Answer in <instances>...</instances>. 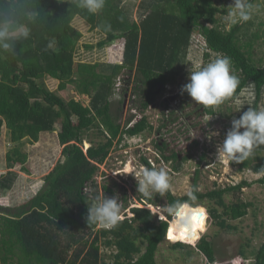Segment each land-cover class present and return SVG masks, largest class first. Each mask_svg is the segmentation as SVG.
I'll return each mask as SVG.
<instances>
[{
  "label": "trees",
  "instance_id": "1",
  "mask_svg": "<svg viewBox=\"0 0 264 264\" xmlns=\"http://www.w3.org/2000/svg\"><path fill=\"white\" fill-rule=\"evenodd\" d=\"M217 1L220 0H141L139 19L129 22L120 6L121 0H106L104 9L97 14L77 8L74 0H0V15L22 16L32 9L40 13L39 20L29 25L30 39L17 45L18 53L0 59V133L4 124L10 141L16 144L6 153L7 167L26 163L27 154L17 146L20 141L37 142L42 132L54 131L56 124L60 125L57 138L63 145L64 157L44 177L43 186L27 203L0 207V264H158L156 253L171 218L160 220L149 209L134 207L130 209L133 216H125L113 229L88 224L90 196H97L88 189V184L94 183L98 165L107 157L113 140L120 141L123 134L135 136L152 129L145 116L131 127L126 125L133 115L123 126L119 123L118 111L124 97L119 99L117 113L113 114L111 97L115 82L124 72L129 74V81L133 73L132 95L140 100L139 109L145 110L159 89L179 75L196 34L204 38L207 50L231 59L239 84L232 97L223 103L233 101L250 86L255 93L250 107L259 109L264 93V62L256 64L251 53L253 42L260 35L255 31L248 41L241 39L243 30L246 35L249 33L250 20L224 29L216 17L220 10L215 5ZM75 18L92 29L101 27L105 31L107 36L98 43L100 48L123 39L121 63L76 62L74 53L81 33L72 26ZM106 25H111V29L106 30ZM51 41H55V50L47 47ZM209 56V52L204 54V58ZM44 78L57 80L58 90L72 85L78 94L89 96V105L49 90ZM201 106L208 114L214 113L212 107ZM93 128L105 140L96 144L89 140L90 146L84 151L81 143ZM157 147L164 152L165 144ZM259 149H264V145L254 151ZM163 152L164 160L174 161L173 168L178 170L181 164L178 154ZM188 158L186 155L183 160ZM250 160L251 157L235 164L240 169L263 173L258 182L264 185V160L255 163ZM143 162L149 166L146 159ZM16 177L13 170L1 175L0 190H9ZM248 184L243 181L226 188L198 191L195 203L213 199L222 209L210 210L214 224L235 230L228 221L246 216L250 203L240 198L226 203L224 194L239 191ZM193 186L198 187L196 180ZM102 187L111 196V189ZM163 198L166 205L188 199L187 195L175 197L171 192ZM142 199L158 205L162 197L156 194L151 200ZM102 242L112 250L107 261L101 253ZM172 245L182 248L186 244L174 241ZM196 248L208 263L216 261L214 246L206 236L200 237ZM239 252L243 259L249 256L243 250ZM250 255L253 264H264V241Z\"/></svg>",
  "mask_w": 264,
  "mask_h": 264
},
{
  "label": "rangeland",
  "instance_id": "2",
  "mask_svg": "<svg viewBox=\"0 0 264 264\" xmlns=\"http://www.w3.org/2000/svg\"><path fill=\"white\" fill-rule=\"evenodd\" d=\"M140 2L141 0H121L120 6L123 7L129 22L139 19ZM250 3L252 4V19L250 20L252 25L247 35L245 34L247 31L243 30L244 34L241 39L248 41L252 32L257 31L260 38L253 42L251 56L256 64H260V62H264V0H250ZM232 4L233 0H220L215 3L220 9L216 13V17L226 30L232 26L225 20ZM72 26L81 33L74 53L76 62L121 63L123 39L113 41L100 48L98 43L105 40L107 36L101 27L92 29L89 24L79 18L73 20ZM86 45H91L92 48H87ZM206 52L210 53L208 58H204ZM217 57L220 56L207 50L204 38L198 34L193 36L184 67L180 70L179 75L159 89L153 102L145 110L139 109L140 100L133 98L132 95L133 73L127 81L129 74L124 72L121 79L117 80L114 85V94L111 97V112L113 114L117 113L119 99L124 97V103L118 111L119 123L123 126L125 121L133 115L132 120L126 125V127H131L142 116H145L152 126L150 131L147 129L135 136L123 134L120 141L113 140L107 157L98 165L94 183L88 184V189L93 194L96 192L97 196L101 198L108 197L104 192L103 185L112 191L109 198L118 194L123 202L121 211L123 217H131L130 209L134 207L149 209V205H151L142 199L143 195L138 192L137 181L132 173L134 169H139L142 166L164 168L168 172L172 184L170 192L175 197L186 195V190L193 187L195 180L200 192L226 188L243 181L249 183L239 191H230L224 194L226 203L235 201L237 198L250 203L246 216L228 221L236 227L235 230L221 229L214 224L210 217V210L213 207L219 211L222 209L215 204L213 199L196 202L197 206L205 210L203 229L197 231L195 238L175 240L170 239L167 232L156 253L158 264H209L206 257L196 248L202 236H206L214 246L216 261L213 264H237L238 262L253 264L254 260L250 254L264 241V185L258 182L263 173H255L250 168L240 169L235 164L236 161L226 157L218 158V146L223 143L227 131L231 128L232 120L237 119L243 113L244 108L250 107L253 103L255 99L253 88L248 86L233 101L212 107L213 114L205 112L200 104L193 101L189 95L184 96L181 92L182 86L190 82V70H198ZM122 78L125 80L123 81ZM44 84L49 90L55 91L66 99L73 97L84 106L89 105V96L78 94L72 85H68L65 90H58V81L49 78H44ZM259 103V109H264V93ZM59 129L60 125L56 124L54 131L42 132L37 142H30L28 139L20 141L17 146L27 154L26 163L8 168L6 153L16 144L10 141L9 132L5 125H2L0 176L8 170H13L17 173V177L9 190H0V207L13 208L27 203L43 186L44 177L58 162L64 161L63 145L57 138ZM89 140H93L96 144L101 140L104 141L105 138L98 134L96 128L89 130L81 143L84 151L90 146ZM161 143L165 144L164 152L157 147L163 145ZM162 152L166 155L172 152L178 154L181 162L178 170L173 168L174 161L164 160ZM186 155H189V158L183 160ZM250 157L251 163L264 160V149L255 150ZM143 159L147 160L149 166L144 164ZM127 164L131 167L130 172L126 171ZM165 205V200L162 197L158 205L154 206L163 207ZM153 215L159 219L158 214ZM174 241H181L186 245L182 248H174L172 245ZM242 250L249 255L246 259L240 257L239 251ZM111 251L102 242L103 257H109Z\"/></svg>",
  "mask_w": 264,
  "mask_h": 264
},
{
  "label": "clouds",
  "instance_id": "3",
  "mask_svg": "<svg viewBox=\"0 0 264 264\" xmlns=\"http://www.w3.org/2000/svg\"><path fill=\"white\" fill-rule=\"evenodd\" d=\"M77 8L86 10L89 14L101 12L106 0H74ZM40 18L39 11L32 9L22 16L0 15V59L5 55H16L17 45L31 37L30 24H35ZM252 19V4L250 0H233L225 20L230 25L243 24ZM106 30L111 25L105 26ZM55 41L48 44L54 49ZM189 81L182 86L181 92H186L193 101L204 107H216L232 97L239 80L233 74L231 59L227 56L217 57L214 61L198 70H190ZM243 129V131H241ZM264 145V109L249 107L239 118L233 119L231 128L227 131L223 143L218 146V158L240 162L253 155L254 149ZM137 190L147 200L153 199V194L163 197L172 189L170 177L164 168H149L142 166L134 169ZM198 187L186 190L187 200H176L171 204L161 206L149 205L153 214L159 219L170 217L168 237L170 239L195 238L198 230L204 227L205 210L195 204ZM92 203L88 206L86 217L88 224H95L104 229H113L122 221L123 202L119 195L111 198L90 196Z\"/></svg>",
  "mask_w": 264,
  "mask_h": 264
},
{
  "label": "bare ground",
  "instance_id": "4",
  "mask_svg": "<svg viewBox=\"0 0 264 264\" xmlns=\"http://www.w3.org/2000/svg\"><path fill=\"white\" fill-rule=\"evenodd\" d=\"M130 168H131L130 165L127 164V166H126V171H127V172H130V171H131Z\"/></svg>",
  "mask_w": 264,
  "mask_h": 264
},
{
  "label": "built area",
  "instance_id": "5",
  "mask_svg": "<svg viewBox=\"0 0 264 264\" xmlns=\"http://www.w3.org/2000/svg\"><path fill=\"white\" fill-rule=\"evenodd\" d=\"M130 214L133 216V213H131V211H130ZM130 217V216H129ZM124 218V217H123ZM209 264H213V263H209ZM237 264H242V263H240V262H238Z\"/></svg>",
  "mask_w": 264,
  "mask_h": 264
},
{
  "label": "crops",
  "instance_id": "6",
  "mask_svg": "<svg viewBox=\"0 0 264 264\" xmlns=\"http://www.w3.org/2000/svg\"><path fill=\"white\" fill-rule=\"evenodd\" d=\"M109 257H110V256H109ZM109 257H106L104 260H106V261H107L108 259H110Z\"/></svg>",
  "mask_w": 264,
  "mask_h": 264
},
{
  "label": "water",
  "instance_id": "7",
  "mask_svg": "<svg viewBox=\"0 0 264 264\" xmlns=\"http://www.w3.org/2000/svg\"><path fill=\"white\" fill-rule=\"evenodd\" d=\"M168 221V226H169V220H167ZM168 229V228H167ZM166 232H167V230H166ZM167 240V239H166ZM170 241V240H169Z\"/></svg>",
  "mask_w": 264,
  "mask_h": 264
},
{
  "label": "flooded vegetation",
  "instance_id": "8",
  "mask_svg": "<svg viewBox=\"0 0 264 264\" xmlns=\"http://www.w3.org/2000/svg\"><path fill=\"white\" fill-rule=\"evenodd\" d=\"M158 92H159V91H158ZM158 92H157V93H158Z\"/></svg>",
  "mask_w": 264,
  "mask_h": 264
}]
</instances>
